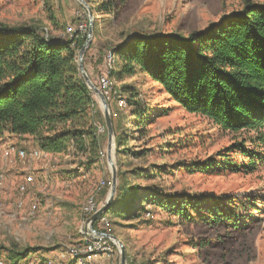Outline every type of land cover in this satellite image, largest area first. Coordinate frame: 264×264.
<instances>
[{"label": "rangeland", "instance_id": "rangeland-1", "mask_svg": "<svg viewBox=\"0 0 264 264\" xmlns=\"http://www.w3.org/2000/svg\"><path fill=\"white\" fill-rule=\"evenodd\" d=\"M85 1L90 8L97 4L96 0ZM246 1L264 3V0H127L115 19L106 21L94 15L98 33L96 37L93 34L91 48L86 52V72L97 86L106 49L118 48L134 34L188 35L203 31L223 15L241 9ZM0 22L9 26H41L50 30L52 37L65 41L78 31L86 36L88 33L87 9L76 0H0ZM115 82L116 95L107 99L110 111L124 123L121 134L132 137L127 147L131 155L124 154L118 159L115 143L113 158L117 173L118 160L122 170L127 172L141 170L151 174L161 167L162 177L147 183L137 182L142 186H161L163 196L178 194L218 199L225 204L226 213L238 216L240 222L236 229L227 224H205L199 221L203 213L192 211L188 214L198 220L196 223L171 217L161 210L136 221L107 215L110 225L106 229L110 227L108 233L113 230L111 235L123 242L127 264H264V168L251 175H210L184 169L196 159L205 160L222 152L239 137L220 132L205 119L186 113L170 102L159 85L146 75L115 79ZM126 85L135 88L155 113L169 108L167 114L148 127V134L141 142L135 140L137 132L131 130L133 119L129 109L119 106V100L126 101V95L121 94ZM94 98L100 116L97 125L102 130L100 133L105 134L101 105ZM107 139V135L102 138L99 160L88 170L80 167L83 161L73 153L46 155L36 160H20L16 156L5 159L0 154V251L3 258L11 250H28L21 264H76L68 249L84 244L87 239L81 233L88 219L83 211L85 202L89 196H94L101 206L109 196L110 185L99 189L102 181H111ZM187 140L189 143H184L183 147L181 142ZM171 144L175 146L170 147ZM7 145L34 149L30 140L10 136L0 142L1 148ZM144 150H148L145 157L132 156ZM28 174L34 176V183L27 193L20 194L19 186ZM130 178L134 182L132 175ZM118 184L119 179L117 187ZM20 199L25 206L17 209ZM31 202H36L39 209L33 218L25 220ZM241 204L243 206L236 209ZM211 207L206 205L203 210ZM146 208L153 210L151 205ZM96 230L103 231L100 226ZM104 264H120L118 251Z\"/></svg>", "mask_w": 264, "mask_h": 264}, {"label": "trees", "instance_id": "trees-1", "mask_svg": "<svg viewBox=\"0 0 264 264\" xmlns=\"http://www.w3.org/2000/svg\"><path fill=\"white\" fill-rule=\"evenodd\" d=\"M96 2L91 8L94 15L108 21L116 18L127 0ZM97 33L95 21L94 37ZM86 38L78 31L65 41L52 37L50 30L41 26L0 22V142L10 136L30 140L45 155L73 153L82 159L80 167L87 170L98 162L101 140L107 132H99L97 102L78 70L77 55ZM114 51L118 58L115 79L146 75L177 107L205 119L220 132L239 137L222 152L205 160L196 159L184 168L186 171L251 175L264 168V3L246 1L241 9L223 15L207 29L188 35L134 34ZM122 89L133 119L131 130L137 132L135 140L141 142L148 127L169 108L155 113L135 88L126 85ZM111 119L119 159L129 154L127 147L132 137L121 134L125 126L114 113ZM186 142L189 143L187 140L181 145ZM147 153L144 150L132 156L142 158ZM118 165L119 184L106 216L136 221L161 210L196 223L198 220L188 214L192 211L202 212L199 221L205 224H240L238 216L226 213L225 204L218 199L163 196L161 186L137 182L162 177L161 167L148 174L123 171L120 160ZM131 175L134 182L130 181ZM209 204L212 207L203 210ZM147 205L153 210H148ZM94 228L98 229L97 222ZM108 229L103 232L108 233ZM28 253L11 250L3 258L0 251V258L5 264H21Z\"/></svg>", "mask_w": 264, "mask_h": 264}, {"label": "built area", "instance_id": "built-area-1", "mask_svg": "<svg viewBox=\"0 0 264 264\" xmlns=\"http://www.w3.org/2000/svg\"><path fill=\"white\" fill-rule=\"evenodd\" d=\"M117 56L115 54L114 48H108L104 51V68L98 77V88L104 93L107 99L109 96L116 95L115 91V77L114 72L116 71ZM119 106L121 109L127 107L126 101L119 100ZM105 130V127L103 128ZM102 130L99 129V132ZM0 154L5 159H10L13 156H16L20 160H36L42 156H46L40 150L34 148L32 150L20 149L14 145H7L0 147ZM104 156V152H102ZM34 183V176L28 174L25 176L23 182L19 186L20 194H25L28 192L29 187ZM110 185L109 182L102 181L100 183L99 189H102ZM2 182L0 181V189ZM25 206L24 200H18L16 204L17 209H22ZM102 206V205H101ZM99 205L95 200L94 196H89L85 202L83 208L84 214L88 218L86 221L85 230L81 233L86 236V241L84 244H78L72 248H69L68 251L72 258L75 260L76 264H104L105 260H110L115 251H118L117 247L112 243L109 238L105 237H95L91 234L90 229V219L91 217L100 209ZM39 206L36 202H31L27 208L25 220L33 218L38 212ZM98 226L103 230L106 229L109 225V219L106 215H103L99 220L96 221ZM94 229V225H93ZM96 230V229H95ZM98 231V230H97ZM103 232V231H100ZM117 250H116V249ZM103 260V261H102ZM0 264H5V260L0 258ZM56 264V263H55Z\"/></svg>", "mask_w": 264, "mask_h": 264}, {"label": "water", "instance_id": "water-1", "mask_svg": "<svg viewBox=\"0 0 264 264\" xmlns=\"http://www.w3.org/2000/svg\"><path fill=\"white\" fill-rule=\"evenodd\" d=\"M76 1L79 2L82 6H84L88 12V33H87L86 41L77 55L78 70L85 84L87 85L88 89L91 91L93 96L98 99L101 105V109H102L103 117L105 121V128H106L107 137H108L106 157H107V162H108V165L111 171L110 191H109L108 199L100 207V209L91 217L90 219L91 232L90 233L93 234L95 237L109 238L118 249V254L120 256V264H127V255H126V250H125V246L123 242L114 235H111L107 232H100V231L93 229L94 223L97 220H99V218H101L103 215H105L108 209L111 207L114 201L116 192H117V182H118L117 169H116L114 158H113V152H114V146H115V134H114V128H113L112 119H111V111H110L107 98L104 95V93L100 90V88H98V86H96L92 82V80L90 79V77L88 76L86 72L85 65H84L85 54L90 47L91 40L93 37V25L95 22L94 13L85 0H76Z\"/></svg>", "mask_w": 264, "mask_h": 264}, {"label": "crops", "instance_id": "crops-1", "mask_svg": "<svg viewBox=\"0 0 264 264\" xmlns=\"http://www.w3.org/2000/svg\"><path fill=\"white\" fill-rule=\"evenodd\" d=\"M32 143V145H33V148H35V145L33 144V142H31Z\"/></svg>", "mask_w": 264, "mask_h": 264}]
</instances>
